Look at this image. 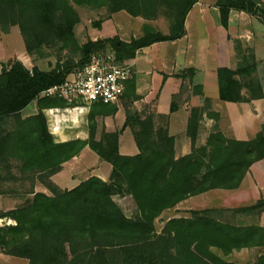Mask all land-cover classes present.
I'll use <instances>...</instances> for the list:
<instances>
[{"label":"trees","instance_id":"trees-1","mask_svg":"<svg viewBox=\"0 0 264 264\" xmlns=\"http://www.w3.org/2000/svg\"><path fill=\"white\" fill-rule=\"evenodd\" d=\"M196 1L0 0V28L8 33L17 26L29 56L45 57V49L56 45L78 55L77 61L57 57L47 71L36 66L29 70L17 58L0 63V191L24 198L16 207L0 211V218L15 222L0 225V252L25 258L28 264H228L224 257L232 251L264 245V226L221 219L215 209L169 218L160 232L155 227L164 210L190 196L212 189H237L251 165L264 159V124L246 140L227 137L214 127L205 142L198 143L205 108L191 107L186 128L191 149L176 156L175 137L167 127L155 126L152 115H140L128 106L121 129L103 133L99 140L95 139V118L115 113V105L94 102L87 114L88 137L61 142L54 140L42 112L68 106L66 99L39 96L40 92L64 81L92 53L110 49L123 64L143 47L181 38L185 17ZM215 4L224 27L230 9L264 20V3L258 0H216ZM74 5L105 8L109 14L124 10L146 20L163 16L169 21L168 31L144 23L141 34L128 42L113 35L79 43L75 26L80 18ZM101 23L93 25L100 29ZM232 41L236 67L216 69L219 99L242 102L263 97L252 48L238 38ZM193 75L191 67L174 74L189 80ZM201 91L200 84L193 85V94ZM34 99L38 113L23 118L21 110ZM175 109L173 102L170 111ZM208 114L217 117L214 112ZM125 127L138 147L136 154L119 152V134ZM86 146L111 164L109 179L90 176L70 189L57 186L51 176ZM35 182L49 194L34 192ZM115 195L131 196L132 215L125 214ZM263 210L264 198L233 209ZM252 264H264V251Z\"/></svg>","mask_w":264,"mask_h":264},{"label":"crops","instance_id":"crops-1","mask_svg":"<svg viewBox=\"0 0 264 264\" xmlns=\"http://www.w3.org/2000/svg\"><path fill=\"white\" fill-rule=\"evenodd\" d=\"M215 1L211 3L208 0H197L193 4L185 17V34L181 38L172 41L155 42L149 46L143 47L136 52L133 59L127 61L131 66L132 75L125 82L124 93L118 101L120 99L123 101L125 98L129 97L137 113L143 116L152 115L155 126H166L168 133L175 137L176 156L187 154L191 149L190 139L186 135L191 107L205 108L199 128V143H204L211 130L210 127L216 123V120H220L222 117H225V120L230 124L228 131L221 130L223 134L227 137L240 140L253 137L260 129L261 124L264 123L263 74L260 75L263 97L242 102L220 100L218 97L216 78V69L218 67H236L235 51L232 44L234 38H238L245 45L252 47L257 60V73L260 68H263L264 20L243 10L230 9L227 26L224 27L220 22V13ZM260 1L264 3V0ZM122 12L127 13L123 10L117 11L111 15L110 19L115 22L116 33L114 35H118L122 40L128 42L132 37H137L140 34L129 29V24L143 25V19L141 22V20H139L141 17H133L127 13L129 16L126 14L122 16L126 20L128 19V22L125 24L120 20L122 17L119 19L115 17ZM208 21L213 22L216 31H219V35L215 37V43L212 44L214 50V64L212 67H209V69L206 67L209 49L207 36ZM95 38L97 39V37H93V40H95ZM162 42H168L171 46H165L164 52L155 56L153 53L155 50L151 49L160 45ZM16 58L29 70L36 66L40 70L47 71L55 64V62L50 61L51 65H49L50 63L43 59L34 60L27 54L16 56ZM190 67L194 69L192 80L174 76V74H178L182 70ZM207 73H210L212 82L206 79L205 76ZM164 75H166V77H164ZM195 84H200L202 86L201 94H193L192 89ZM182 88L185 90L184 93L181 92L183 91ZM179 92H181L184 97L177 101L173 100V97ZM173 102L176 105V109L170 111V106ZM115 106L117 111L114 114L105 115L101 118V124L107 132L120 129L125 120L123 104H115ZM56 110L58 113H56ZM38 111L39 105L37 99H34L21 110V116L24 118L35 115ZM42 112L46 117L48 130L53 135L56 142L75 138H85L87 136V128H81V123H83L82 120L87 112L86 110L79 112V109L72 108L64 111L60 107H50L42 109ZM52 112L55 114L49 115V113ZM208 112L216 113L219 119L209 116ZM86 120L85 118V122ZM204 122L211 125L207 131L202 128ZM118 143L119 152L121 154L133 155L138 153V147L128 127L124 128L119 134ZM260 161L261 160L251 165L241 185L246 180V177L250 175L255 165ZM65 169L68 170L71 176V181L67 187L56 182L57 176ZM110 172L111 164L100 159L94 151L86 146L78 155L64 162L62 164V169L53 174L51 180L62 189H70L90 176H97L107 181ZM33 191L49 194L47 188L40 182H35L33 184ZM32 196L33 193L28 194L27 198H31ZM116 198L120 201L123 199L132 201L131 203L135 210L131 196L115 195V201H117ZM22 199L24 198L15 197L12 194L0 191V211H7L16 207L23 201ZM186 199L180 201L175 207ZM170 209L171 208L164 210L158 218L162 217V215ZM4 223L14 224L15 222L9 218H0V225ZM7 256L9 255L0 252V262L6 263L8 259Z\"/></svg>","mask_w":264,"mask_h":264},{"label":"rangeland","instance_id":"rangeland-1","mask_svg":"<svg viewBox=\"0 0 264 264\" xmlns=\"http://www.w3.org/2000/svg\"><path fill=\"white\" fill-rule=\"evenodd\" d=\"M211 3H213L215 0H208ZM260 1V0H258ZM261 2V1H260ZM263 3V2H262ZM75 9L78 12L80 21L75 26V35L77 37V40L79 43L84 42L87 39H93V37L97 38H103V37H109L116 33L115 31V22L111 20V15L109 14L105 8L102 9H95L87 6H77L74 5ZM122 11V10H120ZM124 11V10H123ZM124 14L128 15L125 12L119 13L115 17L118 19ZM125 15V16H126ZM129 16V15H128ZM142 17L139 19L142 22ZM100 20L102 23L101 29L95 28L93 23L95 21ZM123 23H127L128 19L126 20L124 17L120 18ZM148 23L151 26H153L155 29L161 30L163 32L168 31L169 27V21L163 17L159 16L156 19L153 20H146L143 19V24ZM208 29H207V36H208V54H207V64L206 67L209 69V67H212L214 64L213 54L214 50L212 48V44L216 41V36L219 35V31L217 32L213 22L208 21ZM138 25V26H137ZM129 24V29L132 31L137 32L138 34L142 32V24L139 26V24ZM139 34V35H140ZM96 39V38H95ZM243 43V42H242ZM166 44V45H163ZM233 47L234 43L232 42ZM244 46L245 45L243 43ZM165 46H171L168 42H162L160 45L153 47L151 50H155L153 52L155 56L158 54H161L165 50ZM251 47V46H249ZM252 48V47H251ZM172 50V49H171ZM253 50V49H252ZM46 56L42 58H38L37 56H30L34 60H47V62L50 63V61L55 62L57 57L60 56L61 59H69L73 58L74 61H77L78 55L77 53H73L68 50H61L58 45L49 47L45 49ZM23 54H27L24 49V42L23 38L20 34V31L17 26H12L9 29L8 33H4L2 29L0 28V63H6L9 59L16 58V56H21ZM28 55V54H27ZM236 60V57H235ZM182 63V62H181ZM51 65V63L49 64ZM1 67V66H0ZM263 68H260V70L256 71L255 75L256 77L260 78V75L263 74L262 78H264V66ZM207 80L212 82L210 73H207L205 76ZM183 89V88H182ZM181 89V90H182ZM181 91L182 93H184ZM179 92L175 97H173V100L177 101L180 98H183L184 95ZM179 95V96H178ZM68 106L60 107L64 111L67 109H79V112H82L83 110H86V114L84 115V119L82 120L83 123H81V128L86 127L87 128V136L88 137V120L85 122V118L87 119V114L92 107V104H87L81 100H72L68 102ZM123 104V109L125 112V106H128V108L134 109L132 101L130 98H125V100H119L118 102L109 103L110 106H113L115 104ZM82 110V111H81ZM52 113H49L54 115ZM56 113L57 110H56ZM114 114V113H113ZM111 115V114H107ZM105 115H98L95 118L96 122V129H95V139L99 140L103 137V133H113L115 131H118L120 129H116L112 132H107L103 125L101 124V118H103ZM216 119H219L218 117ZM264 123L261 124L260 129L262 128ZM211 125L207 124V122H204L202 124V128L207 131ZM214 127H218L220 130L228 131L230 124L228 121L225 120V117L220 118V120H216V123L213 124V126L210 127L211 130H213ZM126 128V127H125ZM259 129V130H260ZM209 131V133L211 132ZM258 130V131H259ZM257 131V132H258ZM121 133V132H120ZM255 136V135H254ZM253 136V137H254ZM83 138V139H85ZM252 138V137H251ZM206 140V139H205ZM198 138V143H199ZM205 142V141H204ZM71 181V176L69 175V172L67 169H65L61 174H59L56 178V182L60 185H63L67 187ZM240 187V188H239ZM237 189L227 190V189H212L208 190L206 192L190 196L188 197L184 202L179 204L177 207L171 208L169 211L164 213L162 217L157 218L155 220V227L157 232H160L164 222L172 217H188L191 215V210H202V209H215L217 210V216H219L221 219L232 221V222H242L245 224H252L256 223L262 226L264 225V210L261 212H235L233 209H236L238 207L242 206H249L254 204L258 199L264 198V159H261L259 163L255 165V167L252 169V172L250 175L246 177V180L242 185L240 184ZM116 201L118 204L121 205V208L125 213L130 216L134 212L132 201H128V199L118 200L116 198ZM261 222V223H260ZM264 251V245L261 247H250V248H242L240 250H234L229 255L225 256L224 259L228 262V264H252L255 258ZM220 254V253H219ZM6 263L0 262V264H28L27 259L21 258V257H14V256H7Z\"/></svg>","mask_w":264,"mask_h":264},{"label":"built area","instance_id":"built-area-1","mask_svg":"<svg viewBox=\"0 0 264 264\" xmlns=\"http://www.w3.org/2000/svg\"><path fill=\"white\" fill-rule=\"evenodd\" d=\"M131 75V66L119 64L113 52L105 49L92 53L85 65L75 69L64 81L47 87L40 95L56 96L68 102L114 103L123 95L125 82Z\"/></svg>","mask_w":264,"mask_h":264}]
</instances>
